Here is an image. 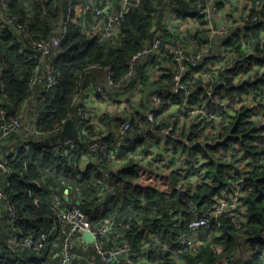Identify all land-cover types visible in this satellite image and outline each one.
<instances>
[{
    "label": "trees",
    "instance_id": "trees-1",
    "mask_svg": "<svg viewBox=\"0 0 264 264\" xmlns=\"http://www.w3.org/2000/svg\"><path fill=\"white\" fill-rule=\"evenodd\" d=\"M55 1L60 3L55 4ZM87 4L88 0L74 2L75 10L71 14L67 36L51 59L57 85L45 100L38 122L42 131H50L62 124L64 137L75 136L79 131V118L75 115L72 97L83 86L80 75L89 65L99 63L112 66L116 78L121 77L127 70L128 59L151 39L154 21L160 15L157 0H143L139 7L127 11L117 38L99 42L87 35L83 28ZM66 5V0H31L27 5L25 0H12L6 10L0 8V65L6 94L0 100V108L7 110L9 115L28 96V82L38 62L33 53L20 44L18 37L11 31L12 27L6 24V19L15 18L28 35L47 39L54 32V24L65 15ZM261 13L264 18V9ZM263 34L264 21L238 32L227 42L242 62L247 61L249 65L245 69L242 67L221 73L224 83L214 85L212 98L206 101L210 110L220 112V129L215 132V137L220 138L221 143L212 144V139L205 149L188 150L175 137H168L164 145L154 135L146 136L147 139L155 140L156 144L161 143L160 147L157 145L158 151L168 145L166 156L169 158L166 164L159 161L154 167L158 171L159 164L162 168L172 166L165 173L169 179V186L165 190L156 189L147 183L138 167L142 161L138 157V147L145 154L148 151L145 145L147 139L140 133L144 127L141 115L128 118L140 139L130 148L118 150L121 167L114 176V182L107 180L94 166L79 170L78 163L83 152L81 148L72 158L56 160L47 156L46 147H33L29 152L22 153L20 161L12 163L14 175L6 188L17 213L14 225L8 222L9 216L5 211L7 226L0 222V264H50L49 260L55 252L53 239L48 241L39 257L35 256L37 251L33 248H24L29 250L30 259L27 261L19 259L18 250L30 234L39 235L51 228L55 218L49 209L51 194L54 191L60 194L63 188L69 189L70 197L76 199L75 204L93 225L101 226L111 218L127 225L121 232L133 245L134 251H139L142 241L173 243L177 240L178 229L187 230L193 218L208 211L219 201L231 199L234 181L238 180L237 176L230 175L234 165L241 168L243 175V179L238 180L241 192L237 197L238 210L234 211V215H224L219 227L200 230L195 238L197 244L190 252L182 255L179 263L213 264L228 260L239 254L240 246L244 243L252 258L247 264H264V125H261L264 117ZM246 44L248 50L255 51V55L245 56L247 50L243 49V45ZM163 71L164 74L153 84L169 87L171 67H165ZM138 74H142L141 69ZM192 74L193 70H190L188 86L194 89L195 95H204L201 85H211L212 77L202 79L192 77ZM149 85L152 84L144 80L140 90L144 91ZM162 97L166 105L156 114L161 123L181 122L180 117L170 121L162 118L166 110L181 105V98L169 94H163ZM222 104L225 105L224 109ZM108 119L111 117L105 113L98 122L101 121L106 127L110 125ZM128 119L116 115L112 124L118 127ZM84 126L94 133L95 125L84 123ZM198 135L193 130L188 138L193 140ZM162 157L160 153L155 155L156 161ZM196 163H200L197 169L194 167ZM153 164L155 162H148L149 167ZM103 167L107 168L106 165ZM26 170L28 177L25 175ZM184 171L186 174L182 176ZM200 173V183L193 188V179ZM46 175V181L52 189L45 188L42 193L29 196V180ZM5 228H8L11 236L16 234L20 240L19 246L11 248V251L2 243L6 237ZM37 239L36 236L35 241ZM134 259L136 264H144L146 261L177 264L153 252L137 254ZM50 262L57 264L55 261Z\"/></svg>",
    "mask_w": 264,
    "mask_h": 264
},
{
    "label": "built area",
    "instance_id": "built-area-1",
    "mask_svg": "<svg viewBox=\"0 0 264 264\" xmlns=\"http://www.w3.org/2000/svg\"><path fill=\"white\" fill-rule=\"evenodd\" d=\"M142 1L88 0L86 12L93 18V23L86 34L99 42L117 38L127 11L139 7ZM11 2L12 0H0V8L6 10ZM74 2L75 0H66L63 20L47 39L28 35L15 18L6 19V24L12 27L11 31L18 37L20 44L31 51L38 62L35 73L28 82V96L15 112L9 115L7 110L0 108V203L5 205L4 210L11 225H14L17 213L6 192L10 178L14 175L12 163L17 164L21 154L29 152L33 147H46L47 156L51 160L72 158L81 148L83 152L78 163L79 170L94 166L107 180L114 182V176L121 167L118 150L128 149L140 139L128 119L131 115L143 117L144 127L140 132L142 137L154 135L164 145L168 137H175L188 150L205 149L212 139V144L221 143L222 140L215 137V132L220 129V112L210 110L206 101L212 98L214 85L224 83L221 73L242 67L245 69L249 65L247 61L242 62L227 42L238 32L264 21L261 13L264 0H157L160 15L154 21L153 35L128 59L127 70L121 77L116 78L112 66L99 63L89 65L80 75L83 86L72 97V105L76 108L75 115L79 118V131L75 136L64 137L62 124L50 131H42L38 122L45 100L57 85L51 59L67 36ZM261 38L264 41V34ZM243 49L247 50L246 57L255 55L253 49L248 50L247 44L243 45ZM165 67H171L169 87H158L153 83L164 74ZM140 69L141 75L138 74ZM190 70H193L192 77H212L211 85H201L204 95H195L194 89L188 86ZM2 78L3 69L0 65V100L6 97ZM146 79L152 85L141 91ZM163 94L181 98L180 106H172L181 122L163 124L156 116L166 105ZM86 97H91L92 100L99 97L102 105L106 107L115 100L116 106H119L117 115L128 120L118 127L110 124L99 129L98 121L103 112H88L83 103ZM222 107L224 109L225 105L222 104ZM84 123L95 125L93 134ZM159 125L161 126L156 129ZM261 125H264V117ZM193 130L199 135L189 140L188 136ZM168 150L167 145L158 151L163 155L159 160L163 164L169 158L166 156ZM137 152L142 159L138 167L143 179L156 189L165 190L169 186V179L165 174L167 171L162 167L156 171L155 165L148 166V162L156 160L155 150L149 147L145 154L138 147ZM183 159L185 161L184 155ZM199 165L200 163H196L195 169ZM185 174L186 171L182 172V176ZM25 175L28 177V170ZM201 175L202 173L193 179V188L200 183ZM230 175L237 176L238 180L243 179L241 168L237 165L231 168ZM47 178L46 175L29 180L28 195L43 192L45 188L52 189L46 181ZM238 180L234 181L231 199H223L193 218L188 223L187 230L178 229L177 240L173 243L142 241L139 251H134L133 245L121 232L127 225L116 222L113 218L101 226L93 225L75 204L76 199L70 197L67 188L60 194L56 191L51 194L49 209L55 217L51 228L39 235L30 234L23 243L40 254L47 247L48 241L53 239L55 252L52 257L57 260V264H136L134 257L137 254L146 255L148 252L158 253L160 257L164 256L166 260L180 264L182 255L190 252L197 244L195 238L200 230L211 226L219 227L224 215H234V211L238 210L237 197L241 193ZM174 226L178 228L177 225ZM83 233H89L93 240H84ZM19 242L18 236L12 234L13 249L19 246ZM238 255L213 264H233L238 261L239 264H247V261L252 260L251 254L241 259ZM143 263L154 264L147 261Z\"/></svg>",
    "mask_w": 264,
    "mask_h": 264
},
{
    "label": "crops",
    "instance_id": "crops-1",
    "mask_svg": "<svg viewBox=\"0 0 264 264\" xmlns=\"http://www.w3.org/2000/svg\"><path fill=\"white\" fill-rule=\"evenodd\" d=\"M29 1H31V0H25V4L27 5V3H29ZM56 3H60V1L58 2V1H55V4ZM86 17H85V27L86 26H90L91 24H92V21H91V17L89 16V15H87V13H86V15H85ZM62 20H63V15L61 16V18H60V20L57 22V23H55L54 24V26L56 27V26H58L61 22H62ZM83 103L85 104V106H86V108H87V110H88V112H95V113H97V111H99V110H101L102 112H103V114H102V116L101 117H104V114L105 113H107L110 117H111V119H108L107 121H108V123L109 124H112L113 122V118L117 115V109H118V107L119 106H116V101L115 100H113V101H111L108 105H107V107L106 106H104V104L102 105V102L98 99V100H92V98L91 97H86L84 100H83ZM118 104H120V102L118 101ZM177 113L174 111V108H169L168 110H166L165 112H164V114H163V119H164V121H170V120H173L174 118H177ZM102 127H104L103 126V124L101 123V121H100V123L98 122V128L99 129H101ZM97 131V130H96ZM145 145L149 148V147H152V150H155V154L157 155V153H158V149H157V145H158V147H160V145H161V143L160 144H156V141L155 140H153V139H147V141L145 142ZM141 150H142V148H140ZM155 162V164H153V166L155 165H157V162H159V160L156 162V160L154 161ZM152 166V167H153ZM154 166V167H155ZM158 167H161V165L159 164L158 165ZM169 168H172V166H166V168H163L164 170H166V171H170L169 170ZM0 183H1V180H0ZM65 189L63 188L61 191H64ZM37 193H42V191L41 192H37ZM4 208H5V205L3 206L1 203H0V222L1 223H5V225L7 226V222H6V219H5V215H4ZM6 209V208H5ZM5 231H6V237L3 239V241L4 242H2L3 244H4V247H6L9 251H11V248H12V246H11V239H12V236L9 234L10 232L8 231V228H7V230H6V228H5ZM242 243V242H241ZM24 248H29V247H27V246H25V245H22V246H20V249L18 250V257H19V259L21 260V261H27V260H29L30 259V256H29V250H27V249H24ZM16 249V248H15ZM248 249L245 247L244 248V246L241 244V246H240V249H239V255H238V258H243V257H245L248 253ZM36 257H39L40 255H39V253L37 252V255H35ZM50 261H55V262H57L53 257H51V259L49 260V263L51 264V262ZM74 264H78V262H76V263H74Z\"/></svg>",
    "mask_w": 264,
    "mask_h": 264
},
{
    "label": "water",
    "instance_id": "water-1",
    "mask_svg": "<svg viewBox=\"0 0 264 264\" xmlns=\"http://www.w3.org/2000/svg\"><path fill=\"white\" fill-rule=\"evenodd\" d=\"M82 237H83L84 240H86V241H92V240H93L92 236H91L89 233H83V236H82ZM238 262H239V261H238ZM238 262L233 263V264H239Z\"/></svg>",
    "mask_w": 264,
    "mask_h": 264
},
{
    "label": "rangeland",
    "instance_id": "rangeland-1",
    "mask_svg": "<svg viewBox=\"0 0 264 264\" xmlns=\"http://www.w3.org/2000/svg\"><path fill=\"white\" fill-rule=\"evenodd\" d=\"M66 7H67V5H66ZM74 10H75V5L73 6L72 13L74 12ZM70 19H71V14H70ZM91 21H92V23H93V18H91ZM88 27H89V26H86V27H85V22H84V27H83V28H84L85 31L88 30ZM242 245H243L244 248H245V244L242 243Z\"/></svg>",
    "mask_w": 264,
    "mask_h": 264
}]
</instances>
